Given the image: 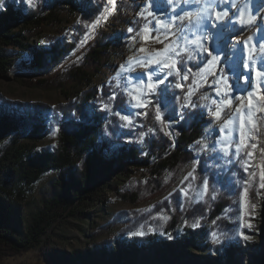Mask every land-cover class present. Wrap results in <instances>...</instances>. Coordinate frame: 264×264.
Returning <instances> with one entry per match:
<instances>
[{"label": "trees", "instance_id": "obj_1", "mask_svg": "<svg viewBox=\"0 0 264 264\" xmlns=\"http://www.w3.org/2000/svg\"><path fill=\"white\" fill-rule=\"evenodd\" d=\"M107 4L108 0H40L35 7L28 8L23 1L5 3L0 8V71L7 74L12 67L37 73L53 70L74 53ZM153 6L151 12L164 14L165 10ZM148 12L140 9L139 3H128L113 15L114 29L97 37L74 60L60 65V71L35 83L24 82L62 93L66 103L54 109L51 118L45 115L48 109L43 105L13 103L0 94V140L12 137V142L0 154V172L5 180L29 190L46 173H59L48 195L23 225L13 219L9 209L0 206V264H9V260L32 251L37 253V264H264V237L259 249L252 253L241 243L212 248L206 241L204 226L193 228L190 223L180 230L179 213L173 214L163 229L165 237L134 238L115 255L97 256L91 247L68 251L64 243L55 242L47 235L59 217L66 214L76 220H89L90 212L104 203L107 194L120 195L114 179L115 168H121L124 178L129 177L131 167L148 170L154 186L156 183L154 191H160L161 182L167 178L172 181L179 178L196 159L199 160L197 174L203 178L213 176V170L202 174L209 167L203 156H196L194 149L202 141L204 129L214 122L207 119L213 107L205 101L214 78L201 84L210 63L207 54L181 53L177 61L180 74L172 73L161 86L157 84V94L147 116L140 120L141 128L123 129L117 117L100 110L101 104L118 93V89L112 79L96 85L97 75H108L112 61L130 52L132 40L140 37L145 26L154 28V17L150 18ZM78 17L81 26L73 41L54 35ZM129 28L133 31L129 32ZM10 49L25 53L29 65L21 61L15 67V61L9 56ZM233 73L226 70L224 74L229 77ZM185 75L187 80L182 79ZM242 77H229L228 84L234 91L243 86ZM177 84L182 87H176ZM117 103L114 108L125 110L124 105ZM157 110L163 123L156 119ZM223 112L228 116V110ZM174 120L178 121L177 125ZM54 130L58 134V147L38 149L36 144ZM123 132L133 139L144 137L145 155L136 142L116 139ZM113 142L121 145L116 157L107 153ZM261 142L264 149V139ZM249 150L245 149L231 166L238 174L233 180L236 187L243 184L245 177L239 171L244 172L246 168L245 153ZM261 165L264 168V155ZM230 171L216 176L229 179ZM122 196L126 200L130 198ZM222 202L219 200L215 208L223 207ZM221 212L218 208L213 217ZM94 239L93 247L109 245Z\"/></svg>", "mask_w": 264, "mask_h": 264}, {"label": "rangeland", "instance_id": "obj_2", "mask_svg": "<svg viewBox=\"0 0 264 264\" xmlns=\"http://www.w3.org/2000/svg\"><path fill=\"white\" fill-rule=\"evenodd\" d=\"M20 1H23L28 8H32L40 0H33L32 4H29L28 0H2L0 8L7 2L18 4ZM206 2L207 0H171V2L169 0H151L149 4L148 0H115V6H113L108 0L102 16L97 20L100 21L106 17L104 28L97 33L84 50L78 52L80 45L97 25L95 23L88 35L79 43L74 52L75 56L71 61L85 51L97 37L102 36L109 29H114L113 15L117 10H123L128 3H139L140 9L149 12L155 8L153 5L165 10L162 15L153 12L154 16H150V18L154 17L152 24L156 29L152 35L160 36L161 40L164 41V43L149 41L145 46L151 51L153 49L163 50L170 42L164 39L165 30L156 24L157 20L167 24L174 21L177 16H182L185 13L195 14L201 12ZM215 12L216 10H210L209 14L205 15L204 25L199 30L193 26L191 31L179 33L178 37H171L173 41L180 45L179 50L182 53L185 51L184 37L196 39L204 36L207 38L204 41V46L212 51L213 57L217 56V64H215V59L210 57L206 77L201 83L203 85L210 77L214 78L208 96L205 98V101L209 102L210 108L213 107L209 110L210 113L207 119H212L214 122L204 129L202 141L194 147L196 156H203L209 167L202 174L213 170V176L206 175L203 178L198 175L199 160L196 159L182 171L179 178L175 181L167 178L166 181H163L164 183L161 182V190L154 191L153 188L156 189V183L154 186L153 176L148 170L131 167L129 168V177L124 178L120 173L121 168H115L114 179H117L120 195L107 194L104 203L90 212L89 220H76L74 217L65 214L63 217H59L48 231L47 235L51 236L55 242L64 243L68 251L91 247L97 256L105 253L115 255L124 244L130 243L134 238H143L147 235L165 237L162 231L175 213H179L182 218L181 231L190 223L198 224L197 227L204 226L207 233L206 241L212 248L226 243H241L250 250V253L259 249L264 237V189L259 187L263 157L261 154V140L264 139V128H261L258 133L259 141H254L258 146L255 150H251L254 151V155L251 158L248 157V163L245 166L247 171H239L241 177H245L241 187H236L233 184V180L238 177V174L233 171L235 168H231V166L234 165V162L245 149L242 148L237 156L224 154L222 147L224 144L229 143L232 144L234 150L235 143L238 142V134L241 131L239 118L233 111V108L236 107V101L233 100L231 106L224 104L225 94H228L231 98L233 95L242 94L244 89L251 90L254 86L253 83L243 84V86L238 87L237 91H233L230 84H228L229 77L249 76L250 79L254 78L255 83H258L261 79L255 77L254 73L257 68L264 69V10L261 11L260 17L254 21L255 24L249 23L250 20L248 19L232 18V14L229 18L222 17L221 21L217 23ZM214 24L217 26L213 27ZM80 26L81 23L78 17L72 24L62 27L59 32H54V35L59 39L73 41L75 36L79 34ZM173 31L178 30L174 29ZM193 32H196V36L192 35ZM255 36H257V40L254 43ZM122 40L124 41V39ZM132 41L134 42L131 44L130 52L122 54L120 59H114L108 75L100 73L94 82L96 85H101L112 79L116 84L118 93L111 95L103 102L100 110L108 111L117 117L123 129H136L143 126L140 120L147 116V110L157 94V87L152 91L147 88V85L157 83L158 78H163L166 82L168 77L175 73L173 70L170 75H165L168 69H163L157 75V68L153 65L147 69V72L153 73V80L149 81L145 68L140 67L135 60L131 65L128 64L130 57L144 58V53L138 51L141 47L140 37ZM188 47L191 48L192 46L189 45ZM200 54L206 55L204 52ZM9 56L15 61V67L21 61H24L27 65L30 63L26 54L19 52L17 49H10ZM246 64L251 65L252 72L245 70L244 65ZM122 66L126 69L124 72L120 71ZM226 70L234 71V73L229 77L225 76ZM58 71H60V66L47 73L17 70L13 67L7 74L0 71V94L13 103L43 105L48 109L45 115L51 118L53 110L66 103L62 93L58 90H44L33 87L24 84V82L35 83L40 79L49 78ZM127 93L139 97L147 107L136 106L135 101ZM119 94L120 96H118ZM113 97L115 98L113 99ZM117 100L119 103H117ZM116 103L124 105L125 110L118 107L114 108ZM105 105H108V108H105ZM217 107L221 110L219 122L214 120L213 115V111ZM225 110H228V116H225L223 112ZM257 115L262 116L264 114L257 113ZM121 116H127L131 120V124L122 120ZM179 116L180 114L178 118ZM229 119L233 120L234 123L226 124L225 121ZM174 123L177 125L178 121L174 120ZM244 131L247 134V129ZM134 137L133 139L126 132H123L120 139H116L136 142L137 147L145 155L144 137ZM11 142V136L0 140V154ZM99 143H101V139H99ZM205 144L208 146L207 150L203 147ZM58 145L57 130H54L47 138L38 142L36 147L38 149L56 148ZM120 147L121 145L117 142L111 143L107 149L108 155L116 157ZM229 170L232 171H230L232 175L229 179L224 180L216 176ZM251 173H255V176H251ZM58 177V172H48L29 190H24V188L5 180L0 172V206L9 209L12 212L13 219L23 225L24 221H28L38 209L44 197L48 195L51 185L58 180ZM205 183L207 184V190L204 187ZM245 188L247 189V196L243 195ZM182 189L187 191L188 195H184ZM207 192H209L208 196H206ZM122 195H128L131 200L130 198L126 200ZM219 200H223L221 204L223 207L215 208ZM218 208L222 212L219 216L213 217ZM161 216L167 217V219H160ZM138 231H143L144 235L142 237L134 236L133 233ZM213 233H216L220 238V243L213 242ZM240 233L249 236L250 239L244 240L241 238ZM92 239L95 242L109 243V245H107L108 247H93L94 242ZM8 263L37 264V253L32 251L9 260Z\"/></svg>", "mask_w": 264, "mask_h": 264}, {"label": "snow or ice", "instance_id": "obj_3", "mask_svg": "<svg viewBox=\"0 0 264 264\" xmlns=\"http://www.w3.org/2000/svg\"><path fill=\"white\" fill-rule=\"evenodd\" d=\"M113 6H115V0H110ZM151 0H148V3L150 4ZM171 2V0H169ZM29 4L33 3V0H28ZM34 6V4H33ZM208 10V5H205V11ZM143 16V13L140 14ZM148 16H154L153 12H148ZM228 13L220 11L215 12V20L217 23H219L222 19V17H227ZM195 17V18H193ZM146 19V17H144ZM205 16L201 12H197L195 14L193 13H185L182 16H177L174 21L171 23H164L163 21L157 20L156 24L160 25L165 30V36L164 39L169 40V44L165 46L163 50L159 49H153L149 50L148 47L145 45L149 41H155L157 43H164L163 40H161L160 36H154L152 33L156 30L155 28H148L145 26L141 30L140 35V43L141 47L138 49L140 53H144V58L140 59L138 57H130L128 60V64L131 65L133 61L142 68H145L147 78L149 81L153 80V73L147 72V69L152 67L153 65L157 68V75L160 70L168 69V72L165 73V75H170L171 72L174 70L177 75L180 74L181 69L177 67V61L179 56L181 55L180 45L173 41L171 37H178L179 33H185L187 31H191L192 27L195 26L197 30H199L204 25ZM97 24L100 23V21L96 22ZM251 23V20L249 21ZM217 25L214 24L213 27H216ZM174 29L178 31H173ZM129 32H132L133 29L129 28ZM170 34V35H169ZM193 36H196V32L192 33ZM185 39V51H189L191 53L199 54L201 52H204L209 57H213V53L210 49L206 48L204 46V41L207 39L204 36L197 37L196 39H188L187 37H184ZM251 39V38H249ZM191 45L192 47L189 48L188 46ZM189 59L192 58L191 55L188 57ZM215 59V57H213ZM245 70L248 72H252V67L250 64L244 65ZM126 69L124 66L121 67L120 71L124 72ZM255 77H260V81L258 83L254 82V78L250 79L249 76H243L242 81L244 84L253 83V87L251 90L244 89L242 91V94L240 95H233L231 98H229L228 94H225V98L223 103L231 106L233 104V100L236 101V107L233 108V111L236 113L237 117L239 118V127L241 131L238 134V142L235 143V149L233 150L232 144L226 143L222 147V151L226 155H237L241 152L243 149H251L255 150L258 146L257 143L254 141H259V131L261 128H264V115L258 116L257 113L264 114V69L257 68L255 73ZM182 79L187 80L188 77L185 75L182 77ZM157 83L163 84L164 79L158 78ZM157 83H149L147 85V88L149 90L154 91L157 87ZM176 87L181 88L182 85L177 84ZM234 91V89H233ZM129 96H131L132 100L135 101L136 106L139 107H147L146 104H143L139 97L134 96L132 93H127ZM115 97H113L114 99ZM215 103V102H214ZM191 106V105H188ZM105 108H108V105H105ZM119 115V114H118ZM213 115L216 120L221 119V110L219 107H217L213 111ZM122 120L127 121L129 124H131V120L127 116H121ZM156 119L160 120L161 123H163V119L159 115V110H157ZM226 124H232L234 123L233 120L229 119L225 121ZM247 129V134L244 131ZM170 135V133H166ZM204 149L207 150V145H203ZM246 151L245 155L251 158L254 155V151ZM261 154L264 155V149H261ZM245 171H247V167L245 168ZM251 176H255V173H251ZM260 185L259 187L261 189H264V168H262L260 173ZM205 190H207V184L204 185ZM184 195H188L187 191L181 190ZM244 196H247V189H244ZM160 219L166 220L167 217L161 216ZM187 224V222H185ZM198 224H193L192 227H197ZM251 227V225H249ZM134 236H143V231H138L133 233ZM213 236V242L214 243H220V238L217 236L216 233L212 234ZM241 238L244 240L250 239L249 236L244 235L243 233H240Z\"/></svg>", "mask_w": 264, "mask_h": 264}, {"label": "bare ground", "instance_id": "obj_4", "mask_svg": "<svg viewBox=\"0 0 264 264\" xmlns=\"http://www.w3.org/2000/svg\"><path fill=\"white\" fill-rule=\"evenodd\" d=\"M206 4L208 5V10L205 11V6L203 7L201 13L208 15L210 10H216L227 12L229 18L232 14V18L240 17L242 20H251L253 24L261 14V11L264 10V0H207ZM205 4V5H206ZM106 17L100 20V23L97 24L89 33L88 37L80 45L78 52L84 50L95 38L97 33L101 31L105 26ZM256 42L257 36L254 37ZM215 64H217V56L215 55Z\"/></svg>", "mask_w": 264, "mask_h": 264}, {"label": "water", "instance_id": "obj_5", "mask_svg": "<svg viewBox=\"0 0 264 264\" xmlns=\"http://www.w3.org/2000/svg\"><path fill=\"white\" fill-rule=\"evenodd\" d=\"M75 52V51H74ZM75 56V53L65 58V60L60 65H65L67 62L71 61V59ZM60 65L56 66L59 67Z\"/></svg>", "mask_w": 264, "mask_h": 264}, {"label": "clouds", "instance_id": "obj_6", "mask_svg": "<svg viewBox=\"0 0 264 264\" xmlns=\"http://www.w3.org/2000/svg\"><path fill=\"white\" fill-rule=\"evenodd\" d=\"M0 5H2V0H0Z\"/></svg>", "mask_w": 264, "mask_h": 264}]
</instances>
